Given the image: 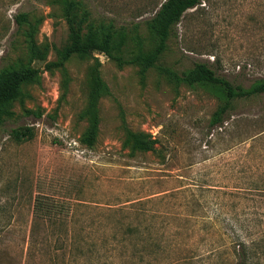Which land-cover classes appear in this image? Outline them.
Returning <instances> with one entry per match:
<instances>
[{"label":"rangeland","instance_id":"374dc122","mask_svg":"<svg viewBox=\"0 0 264 264\" xmlns=\"http://www.w3.org/2000/svg\"><path fill=\"white\" fill-rule=\"evenodd\" d=\"M75 1L84 33L105 29L124 35L131 49L157 46L148 21L165 0ZM32 29L47 48L45 60L33 62L41 80L24 87L12 116L0 123V264H80L69 246L62 249L60 235L74 230L100 247L128 224H147L156 237L141 264H264V199L240 202L216 189L230 188L222 174L251 144L255 160L264 162L263 129L243 120L240 138L247 143L240 147L235 132L218 138L210 121L219 88L177 83L156 67L142 73L140 65L120 67L94 52L67 60L66 74L48 69L70 43L58 0H0V72L29 62ZM97 60L111 95L99 101V134L89 148L81 140L89 125L83 114ZM200 62L244 88L264 80V0H203L185 12L158 65L182 74ZM258 113L264 114V95L238 105L229 122ZM19 126L34 128L35 136L14 139ZM127 129L152 134L157 150L132 153ZM236 227L248 243L245 254L233 241ZM113 260L128 264L121 252Z\"/></svg>","mask_w":264,"mask_h":264},{"label":"trees","instance_id":"16d2710c","mask_svg":"<svg viewBox=\"0 0 264 264\" xmlns=\"http://www.w3.org/2000/svg\"><path fill=\"white\" fill-rule=\"evenodd\" d=\"M63 4L64 15L70 29V43L60 52L59 60L46 64L48 69L54 67L64 68L65 62L73 56L89 58L94 52L107 55L120 67L125 65H140L142 73L149 68L156 67L161 73L166 74L171 80L177 83H184L189 86L196 84H209L218 87L221 94V102L213 113L210 125L218 128V138H224L227 132H235L239 137L234 147H240L247 143L246 138L241 137V126L243 120L264 132V114L258 113L255 117L244 118L238 114L231 122L230 114L237 109L241 103H247L261 98L264 95V80L254 84L250 88L236 85L230 79L221 76L216 70L204 62L197 63L193 68L184 71L182 74L158 65V61L167 48V40L171 29L176 25L185 12L203 3V0H165L155 16L148 21V27L158 38L157 46L145 51L143 47L131 49L126 46V38L119 35L114 38L113 32L105 29H91L84 33V17L78 13V4L75 0H58ZM19 23L25 21V15H18ZM27 46L30 60L27 64H22L17 68H7L0 72V123L5 118L12 116L13 103L22 99L24 87L29 83H38L41 80V69L34 66L36 60L43 61L47 56V48L41 49L35 40V31L32 29L26 32ZM97 64L89 68L87 76L88 83V104L83 114L88 119L89 125L82 136V142L89 148L95 145L99 134L100 113L99 101L104 96L111 95V89L103 79L99 70V60ZM229 127H226V123ZM232 129L233 131H230ZM14 139L18 141L30 140L35 136L34 128L30 126H19L11 131ZM157 138L145 132H136L131 129L126 131L125 144L129 146L132 153L154 152L157 150ZM245 155L234 161V167L230 174L224 172L222 175L231 179L230 188L221 186L218 194L222 198L231 197L243 200L264 199V162L255 160V143L246 148ZM256 166V167H255ZM147 224H128L121 234L114 233L105 236L101 240L100 247L89 237L83 238L74 230L72 234L60 235L58 242L62 249L69 246L70 253L82 260L80 264H114V257L121 252L128 264H141L149 259V250L156 237L149 231ZM233 241L245 248L247 242L239 228H234L232 232ZM245 260V259H243Z\"/></svg>","mask_w":264,"mask_h":264}]
</instances>
